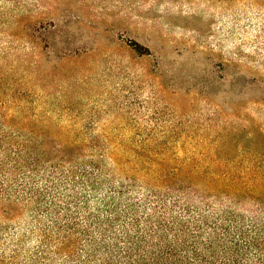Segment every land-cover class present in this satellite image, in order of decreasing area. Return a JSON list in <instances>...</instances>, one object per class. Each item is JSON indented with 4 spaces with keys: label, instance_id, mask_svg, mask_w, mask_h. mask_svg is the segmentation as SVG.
Instances as JSON below:
<instances>
[{
    "label": "rangeland",
    "instance_id": "rangeland-1",
    "mask_svg": "<svg viewBox=\"0 0 264 264\" xmlns=\"http://www.w3.org/2000/svg\"><path fill=\"white\" fill-rule=\"evenodd\" d=\"M0 30L7 79L49 135L264 171V0H0Z\"/></svg>",
    "mask_w": 264,
    "mask_h": 264
},
{
    "label": "trees",
    "instance_id": "trees-1",
    "mask_svg": "<svg viewBox=\"0 0 264 264\" xmlns=\"http://www.w3.org/2000/svg\"><path fill=\"white\" fill-rule=\"evenodd\" d=\"M16 67L0 60V264H264V171L203 169L176 142L51 136Z\"/></svg>",
    "mask_w": 264,
    "mask_h": 264
}]
</instances>
